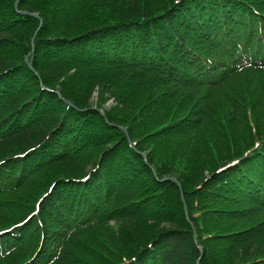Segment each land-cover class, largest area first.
Listing matches in <instances>:
<instances>
[{
    "label": "trees",
    "instance_id": "trees-1",
    "mask_svg": "<svg viewBox=\"0 0 264 264\" xmlns=\"http://www.w3.org/2000/svg\"><path fill=\"white\" fill-rule=\"evenodd\" d=\"M13 4L0 0V196L27 194L26 206L33 210L24 208L0 223V262L73 264L70 239L87 233L83 244L77 241L81 264H197L199 245V264H264V134L257 131L204 181L192 182L188 190L198 187L194 196L184 189L188 219L178 201L180 211L155 220L132 211L155 203L152 192L143 194L148 186L127 185L142 172L151 178L149 187L155 184L160 191L174 183L155 180L153 159L140 154L144 149L125 120L134 119L131 111L138 109L137 118L159 129L170 119L165 134L191 133L211 109L199 88L223 89L243 72H264V0ZM30 13L41 18L40 26ZM236 88L228 99L227 128L246 119L238 112L243 99H251L247 88ZM104 96L118 99L117 104L130 101L121 104L130 112L119 118L116 104L101 115L93 106L103 108ZM182 121L189 127H180ZM213 197L230 207L201 210L198 199ZM105 204L113 221L133 226L130 246L110 238L113 255L88 234L109 223ZM218 214L238 227L230 233L207 232V217L215 225ZM140 217L148 222L147 232ZM222 240L225 246L214 250L215 259L212 243L222 246Z\"/></svg>",
    "mask_w": 264,
    "mask_h": 264
},
{
    "label": "rangeland",
    "instance_id": "rangeland-1",
    "mask_svg": "<svg viewBox=\"0 0 264 264\" xmlns=\"http://www.w3.org/2000/svg\"><path fill=\"white\" fill-rule=\"evenodd\" d=\"M16 1L17 0H14V4ZM152 1L153 3L165 2V0ZM37 18L39 20L40 26L42 24V20L38 15ZM37 30L35 31L31 39V43L33 42ZM236 86H243L247 88L249 94H251V99H243L245 100V104L243 105L242 102V109H240L238 112L240 114L245 113V117L247 120L240 119L238 122L231 121V123L228 124L227 128L226 120L230 116V112L227 109H229L231 106L228 102V99L238 91ZM227 93L229 94V96L227 95L225 98V95ZM198 94L202 96V99H204V105L208 106V100L210 101L211 109L208 112L207 118H204L205 122H203V124L199 128L191 133H185L179 136L173 134H165L163 133L164 127H166L167 123L170 122V119L165 118L163 120L164 123L159 125V127L162 125L163 126L159 129L155 123H149L148 119H142L141 115L139 118H137L135 114L138 113V109H135V111H131L134 119H132V117L130 116H126L125 120L127 122L130 121L129 125L131 126V130L135 138L137 137L139 139L138 142L144 149L142 152H140V154L144 157V159H153V167H151V170L154 173L155 180L160 184L163 180H169L174 183V185L169 189L160 191L161 189H158L156 186H154L155 184L151 183V187H149L151 178L148 177V173L144 174V172H142L140 176L133 181V183L127 186H148L143 194L152 192V195H150V199L151 201L155 200V203L151 202L148 206L141 204V206L136 207L137 209H132V211L136 215L146 216L153 219H155L156 216L162 214L174 215L177 213V209L180 211V205L178 203V201H180L183 208V213L188 219V198L183 196L184 189L187 188L188 190L189 185H191L192 182L197 179H202V181H204L210 175V172L213 170V168H215L219 164L222 158L232 154L233 151L236 152L240 149H243L251 141V139L254 138L257 131H259L261 134H264V72H243L236 77L231 78L224 85L223 89L212 90L199 88ZM95 98H97V94H95ZM117 102L118 99L104 96V98L102 99L103 108H97L95 106L93 107L101 115H103L104 110H109L111 107L112 109H116ZM128 103H130V101H127L125 103L122 102L121 104L126 105ZM121 104H117L121 109L119 114L115 112L117 114L116 116H118L119 118L120 115L124 112H126L127 114L128 112H130L126 108H124L126 106H122ZM202 107L203 106H201V108ZM200 113L203 112L200 111ZM214 113H219V115H215ZM200 116L203 115L201 114ZM236 116L237 115L235 114L234 118ZM234 118H232V120ZM178 124L180 127H187L189 123L187 121H182ZM138 125L140 126V129L137 128ZM123 128L126 131V133L124 134L127 136L131 146H133V141L129 139L128 131L125 127ZM155 128L157 129L154 130ZM197 189L198 187H194L189 189L191 191L188 190L191 197L194 196L193 194ZM198 200L200 202V209L206 210L208 212L213 211V209L224 210V208H229L231 204L227 201L218 202L214 197L211 199L200 198ZM14 201L18 203H14ZM29 201L31 200L28 199L27 194L18 195L15 193H10L2 197L0 196V223L8 221L17 211L24 208L27 209L26 212L33 210L32 205H29L28 208L26 206ZM204 203L205 205H208L212 210L202 207L201 204ZM109 208L110 207H108L107 204H105L102 208V212L103 214L107 215L109 223L105 224L104 228L102 229L92 228V232L88 234L93 240L98 239L101 245L106 248L108 253L113 255L114 250L113 248L109 247L111 242L110 238H113L121 244H127V246H130L132 242L131 240H133L134 237L130 233L133 226L126 221H124L125 223L113 221V219L111 218L112 211H109ZM208 212H206L205 214H208ZM138 219L142 220L139 222L142 223V225L144 226L143 229H145V231L147 232L150 227H147L148 222H143V220L146 219H144L143 217H140ZM47 221L51 223L50 219H47ZM214 221L216 222L215 225L212 223L213 221L210 220V217H207V220L205 222V228L207 232H217L216 234L225 232L230 233L233 231L231 229H235L238 227L229 219H227L223 214H218ZM153 225L154 224L152 223L151 226ZM195 225L197 226L196 222ZM190 226L191 229L195 231L192 223L190 224ZM104 232H106V234ZM118 232L121 234V236L118 235ZM83 235L84 236H82V238H77L75 240L73 238L70 239L72 244L69 249L70 253L68 258L74 261L73 264H79V262L81 264L82 259L78 257V254L76 252L79 248L77 241L83 244L84 237H89L87 233ZM126 239L130 241H127ZM198 241L200 240L198 239ZM222 242L223 244L225 243V241L223 240ZM197 244L199 245L200 243ZM224 246L225 244L221 246L218 242L212 243L211 252L214 254L215 259L219 258L217 257L219 255L214 250L217 248L220 249ZM198 249L200 254L198 257H194V260L197 262V264H199V260L203 255L201 245L198 246ZM117 254H120V249ZM64 258H66V254ZM100 259L105 262H109L106 255H100ZM40 260H43L42 255L40 256ZM89 261L94 262V260L91 259ZM0 264H8V261H1ZM84 264L86 263L84 262ZM94 264L103 263L95 262Z\"/></svg>",
    "mask_w": 264,
    "mask_h": 264
},
{
    "label": "water",
    "instance_id": "water-1",
    "mask_svg": "<svg viewBox=\"0 0 264 264\" xmlns=\"http://www.w3.org/2000/svg\"><path fill=\"white\" fill-rule=\"evenodd\" d=\"M17 2H18V0H17V1L15 2V4H14L15 7L17 6ZM20 13H21V14H26L27 12L22 11V12H20ZM30 15L37 17V15L34 14V13H30ZM28 65L30 66V64H28ZM122 130H123L124 133H126V131H125V129H124L123 127H122Z\"/></svg>",
    "mask_w": 264,
    "mask_h": 264
},
{
    "label": "bare ground",
    "instance_id": "bare-ground-1",
    "mask_svg": "<svg viewBox=\"0 0 264 264\" xmlns=\"http://www.w3.org/2000/svg\"><path fill=\"white\" fill-rule=\"evenodd\" d=\"M6 171V173H8L9 171H7V170H5ZM14 173V172H13ZM16 173V172H15ZM24 174V172H22L21 174H20V177H22V175ZM9 182H11V181H9Z\"/></svg>",
    "mask_w": 264,
    "mask_h": 264
}]
</instances>
